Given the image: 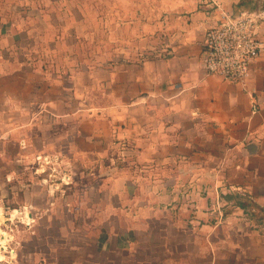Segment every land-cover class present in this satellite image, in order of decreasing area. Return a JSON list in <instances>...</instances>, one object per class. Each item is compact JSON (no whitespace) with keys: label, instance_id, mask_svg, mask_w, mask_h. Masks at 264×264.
I'll return each mask as SVG.
<instances>
[{"label":"crops","instance_id":"obj_1","mask_svg":"<svg viewBox=\"0 0 264 264\" xmlns=\"http://www.w3.org/2000/svg\"><path fill=\"white\" fill-rule=\"evenodd\" d=\"M230 1L149 28L145 12L131 10L149 0H122L123 52L165 55L101 66L56 58L75 33L62 25L74 20L73 0H0V191L45 160L97 166L119 204L139 207L140 222L211 229L210 245L219 224H248L252 206L264 212V58L246 86L203 65L206 32ZM245 234L230 260L264 264V232ZM217 256L209 251L225 263Z\"/></svg>","mask_w":264,"mask_h":264},{"label":"rangeland","instance_id":"obj_2","mask_svg":"<svg viewBox=\"0 0 264 264\" xmlns=\"http://www.w3.org/2000/svg\"><path fill=\"white\" fill-rule=\"evenodd\" d=\"M73 2L70 10L74 20L63 19L62 25L74 26L70 28L75 33L58 42L59 63L106 66L165 55L156 48L144 53L123 52L128 47L122 36V0ZM238 2L231 0L228 11H241L236 7ZM258 2L262 8L264 0ZM201 6L207 5L202 0H155L153 4L149 0L146 5L131 6V10L144 11L150 28L161 19L171 21L166 18L169 15L185 16L188 10ZM150 37L155 41V36ZM50 163L45 160L29 166L7 187L8 192L0 191V264H262L243 258L239 263L230 260L243 253L245 233L250 228L259 227L264 232V212L255 206L245 217L248 224H219L210 245L207 239L213 230L193 232L199 224L190 225L193 233H187V224L173 228L172 224L140 222L139 207L131 208L129 202L119 204L108 192L112 181L101 177L97 166H81L72 160ZM107 164L108 160L102 172L111 168ZM213 248L218 260L225 263L210 261ZM222 249H228V254Z\"/></svg>","mask_w":264,"mask_h":264},{"label":"built area","instance_id":"obj_3","mask_svg":"<svg viewBox=\"0 0 264 264\" xmlns=\"http://www.w3.org/2000/svg\"><path fill=\"white\" fill-rule=\"evenodd\" d=\"M204 45L203 65L208 74L246 86L253 65L264 58V9L235 15L223 10L219 25L207 30ZM253 111H258L255 99Z\"/></svg>","mask_w":264,"mask_h":264},{"label":"trees","instance_id":"obj_4","mask_svg":"<svg viewBox=\"0 0 264 264\" xmlns=\"http://www.w3.org/2000/svg\"><path fill=\"white\" fill-rule=\"evenodd\" d=\"M259 0H239L238 4L236 5L237 9L239 10H249V11H253L256 8H258L260 5V2H258ZM262 8L264 9V6H262ZM239 11V12H241ZM239 12H231L234 15L238 14ZM237 200H242L243 198L240 197H236ZM241 205L244 208H247L246 203H241Z\"/></svg>","mask_w":264,"mask_h":264}]
</instances>
